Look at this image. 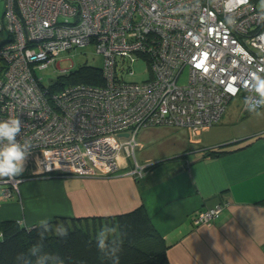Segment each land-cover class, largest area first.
<instances>
[{
    "label": "built area",
    "instance_id": "obj_1",
    "mask_svg": "<svg viewBox=\"0 0 264 264\" xmlns=\"http://www.w3.org/2000/svg\"><path fill=\"white\" fill-rule=\"evenodd\" d=\"M258 3L249 0L228 25L225 0H5L0 121L21 120L17 139L32 145L26 165L34 175H110L122 155L134 158L127 172L141 176L149 165L135 159L141 128L184 127L194 139L231 98L240 95L244 110L252 106L248 73L264 76ZM88 43L103 57L102 84L53 89L75 69L60 68L57 58ZM133 63L146 65L142 79H128ZM51 64L60 74L44 85L36 69ZM21 180L3 178L4 192ZM221 210L220 203L198 208L193 222H209Z\"/></svg>",
    "mask_w": 264,
    "mask_h": 264
},
{
    "label": "crops",
    "instance_id": "obj_2",
    "mask_svg": "<svg viewBox=\"0 0 264 264\" xmlns=\"http://www.w3.org/2000/svg\"><path fill=\"white\" fill-rule=\"evenodd\" d=\"M236 98L194 139L184 127L149 126L166 127L167 144L141 154L139 162L135 156L149 164L141 176L127 172L131 160L121 155L119 171L110 175H34L26 165L9 194L0 178V220L31 227L143 205L170 264H264V106L244 110L242 97ZM217 203V218L193 222L198 208ZM89 226L97 233L111 227L103 219L89 220Z\"/></svg>",
    "mask_w": 264,
    "mask_h": 264
},
{
    "label": "trees",
    "instance_id": "obj_3",
    "mask_svg": "<svg viewBox=\"0 0 264 264\" xmlns=\"http://www.w3.org/2000/svg\"><path fill=\"white\" fill-rule=\"evenodd\" d=\"M84 82L102 84L103 74L100 66L80 65L72 70L53 88L64 83ZM223 150H209L207 154H221ZM62 176L63 174H52ZM110 223L113 229L110 240L120 243L119 264H170L166 253V244L157 234L143 205L129 211L105 217H60L44 233L43 250L57 254L64 264H112L108 257H102L96 247V230L89 226V220ZM64 229L66 235L58 236V229ZM39 224L22 226L12 219L0 220V264H18L17 256L27 254L28 250L41 240ZM34 259V258H33ZM23 264V261L20 262Z\"/></svg>",
    "mask_w": 264,
    "mask_h": 264
},
{
    "label": "clouds",
    "instance_id": "obj_4",
    "mask_svg": "<svg viewBox=\"0 0 264 264\" xmlns=\"http://www.w3.org/2000/svg\"><path fill=\"white\" fill-rule=\"evenodd\" d=\"M214 2V0H210ZM249 0H225V21L228 25L235 23L234 14ZM258 15L264 20V0H259ZM246 86L252 93L247 100V104H251L250 111H255L257 104L264 106V76L253 71L248 73ZM22 123L19 118H9L0 121V178H15L22 176L26 162L31 154L32 145L28 141L23 143L17 139L21 134ZM49 223L42 220L39 224L41 240L34 244L27 252L20 253L17 256L18 264H64V261L57 254H50L43 250L44 233L48 231ZM113 229L106 227L102 229L96 237V247L102 257H108L112 260V264H119L118 253L121 250L120 243L116 240H110L109 236ZM58 236L64 237L66 232L64 229H58ZM34 258V259H33Z\"/></svg>",
    "mask_w": 264,
    "mask_h": 264
},
{
    "label": "rangeland",
    "instance_id": "obj_5",
    "mask_svg": "<svg viewBox=\"0 0 264 264\" xmlns=\"http://www.w3.org/2000/svg\"><path fill=\"white\" fill-rule=\"evenodd\" d=\"M5 10V0H0V17L3 18ZM7 38V32L5 30L0 31V42ZM60 59L59 67L67 68L72 65L73 69L79 67L80 65H92V66H101L103 63V57L100 53H97L95 50V46L93 43L77 45L61 54L57 60ZM132 68L134 70V74L128 76V79L139 80L144 77L147 73L146 65L143 63H133ZM36 74L40 77L41 82L44 85H48L49 77H56L60 74V69L55 67L54 64H51L46 67L36 69ZM187 71L185 70L179 78L181 83L186 81ZM64 77L59 78L62 81ZM53 88V87H52ZM56 88V87H55ZM54 89V88H53ZM241 96L238 95L240 99ZM166 127H145L141 128L137 134V139L143 142V145L140 147L141 149L136 148L135 156L137 161H141V154L150 153L162 147L165 141V145L167 144V138H165V134L163 131ZM153 140V141H152ZM164 145V146H165ZM163 146V147H164ZM133 161V156L129 158Z\"/></svg>",
    "mask_w": 264,
    "mask_h": 264
},
{
    "label": "water",
    "instance_id": "obj_6",
    "mask_svg": "<svg viewBox=\"0 0 264 264\" xmlns=\"http://www.w3.org/2000/svg\"><path fill=\"white\" fill-rule=\"evenodd\" d=\"M48 81L55 82L56 81V78L55 77H50V78H48Z\"/></svg>",
    "mask_w": 264,
    "mask_h": 264
}]
</instances>
